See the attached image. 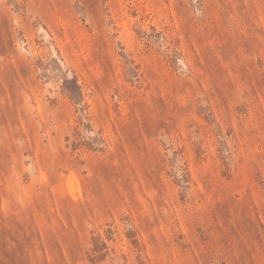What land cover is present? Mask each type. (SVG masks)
Here are the masks:
<instances>
[{"label":"rangeland","instance_id":"rangeland-1","mask_svg":"<svg viewBox=\"0 0 264 264\" xmlns=\"http://www.w3.org/2000/svg\"><path fill=\"white\" fill-rule=\"evenodd\" d=\"M0 264H264V0H0Z\"/></svg>","mask_w":264,"mask_h":264}]
</instances>
